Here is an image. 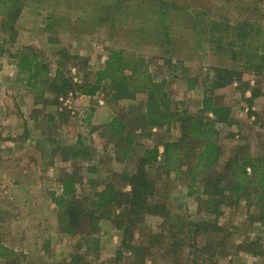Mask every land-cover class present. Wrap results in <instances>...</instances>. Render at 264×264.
Listing matches in <instances>:
<instances>
[{
  "label": "rangeland",
  "instance_id": "1",
  "mask_svg": "<svg viewBox=\"0 0 264 264\" xmlns=\"http://www.w3.org/2000/svg\"><path fill=\"white\" fill-rule=\"evenodd\" d=\"M19 4L14 33L3 29V20L9 17L0 14V56L4 55L6 64H18L20 56H31L37 51L44 66L39 76L44 80L40 85L44 91L37 95L24 88L29 75L26 70L12 66L11 75L3 77L13 107H8L11 112L2 111L7 118L5 123L0 121V180L26 178L36 180V184H12L4 189L0 184V247L14 250L23 264H66L77 254L75 248L82 246L79 253H85L87 228L82 224L79 232H62L59 211L50 193L60 194V181L73 171L80 178L76 193L81 197L93 196L106 183L127 191L126 178L135 169L137 154L146 147L159 146L165 127L160 131L138 130L136 108L143 106L146 96L137 93L130 103L121 101L117 112L125 127L111 137L110 121L97 123L93 121L91 105L85 108L74 103L78 92H72L73 114L58 100L52 85L60 84L59 80L54 81L56 69L79 83L93 77L112 49L121 48L127 55L143 57L155 80L171 81V90L179 92V97L169 93L172 108L181 112L189 108L193 98V91L187 92V84L197 85L205 76L213 75L209 71L212 66L241 68L252 62L264 72V0H20ZM49 38L54 41L49 42ZM175 72L179 81L173 78ZM261 72L259 83L264 82ZM14 78L17 84L13 86L9 83ZM19 94L28 104L24 109L18 107L17 112ZM100 94L109 102L105 104V118L116 116L117 106L110 103L109 92L102 90ZM16 115L18 118L11 120ZM230 132L223 130V154L239 147L253 154L251 141L239 145L233 138V145ZM126 134L133 139L129 149ZM241 139L248 140V136L242 135ZM73 147L82 155L76 156ZM122 156L130 160L117 159ZM155 170L158 200L186 220L205 219L198 215L195 199L186 197L180 184L174 187L178 194L172 202L166 196L168 173L152 167L147 168L148 175ZM19 193L22 198H31L21 202ZM241 202L245 210L240 207L239 211V206L228 208L217 219L223 234L212 223L208 238L199 236L194 242L187 236L184 243L193 247L175 255L166 251L169 240L160 237L162 219L146 216L132 229L133 244L144 247L148 254L143 264H264V225L252 221L248 211L257 214L256 209L249 202ZM99 223L96 235L99 239L103 235L111 237V246L103 248L100 243L96 256L89 259L96 264H134L131 253L113 242V223ZM212 240L220 241L212 245L220 248L215 255L210 254L211 246L202 248ZM194 252L203 257L196 258ZM0 264H4L2 258Z\"/></svg>",
  "mask_w": 264,
  "mask_h": 264
},
{
  "label": "trees",
  "instance_id": "2",
  "mask_svg": "<svg viewBox=\"0 0 264 264\" xmlns=\"http://www.w3.org/2000/svg\"><path fill=\"white\" fill-rule=\"evenodd\" d=\"M20 0H0V14L9 20H3V29L14 33L13 21L20 11ZM163 15V14H162ZM53 42V39H48ZM18 68L26 70L27 86H30L38 95L44 89L40 87L44 80L39 76L44 68L38 54L20 56ZM258 69H260L258 67ZM257 70V67H256ZM32 74H31V73ZM53 83L54 92L58 95H66L69 92L93 96L97 92L107 90L111 95L122 99H136L137 93L146 96L145 99V124L151 128H170L174 122L180 125L181 135L177 140L163 142V164L158 169L165 172L178 171L182 177L189 175L193 182L201 177L204 182L205 192L212 196H222L225 202L244 200L249 202L256 211H248L252 221L264 224V155L253 156L245 148H237L227 157L222 169H213L218 161L220 147L218 144L219 131L215 126L216 121H225L229 110L225 107L212 106L211 99L205 98L201 113H189L176 111L171 104V96L165 90L164 82L155 80L148 69V62L143 57L127 55L123 49H112L104 60L103 65L94 71L93 77H86L81 82H75L72 78H65L63 71L56 69ZM58 75V77H57ZM217 76L225 81L240 79L237 72L220 68ZM205 112L211 113L215 119L209 118ZM112 129L111 137L119 135L123 123L118 118H113L109 124ZM127 149L131 148L132 135L126 134ZM76 156L82 153L74 148ZM130 152V150H129ZM159 146H149L144 149L141 157L135 163V169L127 179V191L118 190L112 183H106L93 193V196H79L76 193L78 178L75 171L66 175L60 181L61 192H51V200L59 211V224L61 231L66 234L79 232L82 224L87 228L84 239L85 253H77L66 264H96L89 256L98 253L100 239L96 235L100 220H108L118 231L122 233L121 247H125L132 255L133 263L143 264L145 248L133 244L132 229L144 221L146 216H156L162 219L160 237L169 240L166 251L169 255H175L181 249L193 247L185 244L187 236H191L195 242L199 236L208 238L210 224L214 225L217 232L223 234V229L217 222V217H208L194 221L186 220L180 215L173 214L167 205L156 198V184L148 178L146 166L150 162L159 160ZM89 159V158H86ZM220 199L202 202V207L212 213H217ZM221 201V200H220ZM222 202V201H221ZM214 219V220H211ZM200 222V223H199ZM223 239L221 238V243ZM213 240L203 245H209L210 254L215 255L212 246ZM0 258L4 264H23L16 252L12 249L0 247ZM144 252V253H143ZM196 258L202 254L194 252ZM25 264V263H24Z\"/></svg>",
  "mask_w": 264,
  "mask_h": 264
},
{
  "label": "crops",
  "instance_id": "3",
  "mask_svg": "<svg viewBox=\"0 0 264 264\" xmlns=\"http://www.w3.org/2000/svg\"><path fill=\"white\" fill-rule=\"evenodd\" d=\"M35 53H37V51H35ZM2 64H0V77L2 79H0V121L1 123H5V119L7 118V113H2V111H6L8 110V112H11V110H9V106L13 107L12 101L10 99V96L7 94L9 91V87L6 84V79H3V77L5 78V75H11L10 71L12 70V66H14L15 68H18L17 66V62H13V63H9L6 64V62L4 61V55L0 56ZM238 67H240V65H236ZM150 68V67H149ZM220 68H224V69H230V70H235L237 72V74L240 76L241 81H238L239 79H233V81H225L222 78H220L219 76H217V70ZM214 72L213 75H209V76H205V78H203V80L197 84L194 85L193 83H189L187 84V92L188 90H192L193 91V98L191 100V105H189L188 109H185L184 111L189 112V113H201L202 109H203V101L205 100V98H210L211 99V104L212 106H217V107H225L229 110L228 113V117L225 121H216L215 122V126L219 131V135H218V144L220 147V154H219V158L217 161L216 166L213 168L217 171L221 170L223 165L226 162V159L228 156H230L234 149H231L229 152H227L226 154H223L222 152V143H225V136H223V130L224 129H229L230 132L229 135L231 136L230 138H232V144L235 145L233 142V138L238 141L237 144L242 145L247 143V141H251L252 144H254V146H252L253 148V154H251L249 151V153L253 156H263L264 155V82L259 83L258 81V76L260 74V70H256V66L252 63V62H248L246 65H242L241 68H234V67H223V66H212L211 69H209V71ZM262 74L264 73L263 71L261 72ZM175 75L177 76V72H175L173 74V78L177 81H179L180 77H175ZM242 75L244 77H242ZM16 80L17 79H13L11 81V83H9L10 85H16ZM165 90L170 93L173 92L177 95V97H179V92L178 91H174L173 89L171 90L170 83L171 81L165 82ZM190 89H189V88ZM260 87V88H259ZM24 88L28 89L30 91H32L33 89L30 86H27L26 84H24ZM37 98V97H36ZM109 99H110V103L114 106H117L116 108V112L115 115L116 116H110L108 118H105L106 116L103 113H106L105 111V104H108L109 102L106 99H103V95L100 94V91L97 92L95 95L93 96H87V95H83V94H77L73 101L75 104H77L78 106L83 105V107L86 108V105H91V109H93V121H96L97 123H105V122H111V120L113 118H118L124 125L125 127V123L119 118V114L117 112V110L119 111V108L121 109L122 106V102L121 101H133L135 99H122V98H118L116 96H113L109 93ZM33 103H35L34 99H33ZM130 103V102H129ZM28 104V100L25 101V99L21 98V95H18V104L16 105L17 108V112H19L18 107H20L21 109H24V106ZM133 107L136 108V106L133 104ZM136 116H135V121L136 126L138 127V130L141 129H149L151 131H155V130H162L163 127H149L145 124L144 121V117H145V102L143 103V106L140 107V109L136 108ZM182 112V111H181ZM205 114L207 116H209V118L211 119H215V117L209 113V112H205ZM19 115H16V117H12L11 120L13 119H17ZM109 122V124H110ZM9 123V122H8ZM173 124H178V126L176 125L175 127H173ZM170 128H165V137L163 139V141H161L159 145V150H160V154H159V160L157 162H150L147 164L146 169L150 168L152 169V167H157L160 164H163V154H162V143L166 142V141H174L177 140L180 135H181V131H180V125L178 122H174ZM140 125V126H139ZM171 129V130H170ZM174 131H173V130ZM170 130V131H169ZM234 134V136H232ZM242 135H246L248 136V140L246 139H241ZM236 137H239V139H237ZM238 147V146H237ZM15 151V149H14ZM144 150H142L141 152H139V154H137V158L141 157L143 154ZM126 155V154H125ZM120 161L125 160V159H129L128 156H122L120 158H117ZM115 157V161L117 160ZM130 160V159H129ZM117 162V161H116ZM26 165V164H24ZM15 167L19 168V166H17V164L14 165ZM27 166V165H26ZM168 176H169V180H168V192H167V197L173 202L177 200V192L174 190V187L177 184H180L181 187L184 188V194L186 195V197H193L197 203V207H198V215H201L204 218H208V217H217L219 219V217H222L224 214L225 209L228 208H232L233 210L238 207L239 211H240V207L241 210H245L246 207L245 205H242L241 201L244 200H239L237 202H234L233 200L236 199L235 197L231 196V201L227 202V201H223L222 200V196H210L205 192V185L204 182L201 181V177L197 178L195 181H191L189 179V175L182 177L181 173H179L178 171H170L167 172ZM148 175V174H147ZM148 178L152 181H156L158 179V174L155 170V172L153 174L148 175ZM0 184L3 185V189L4 187L10 186L12 184H16L19 185L20 187L22 185L25 184H29V187L33 184H36V180H27L26 178H14L12 182H9V179H4V181L0 180ZM127 188L129 189V187L127 186ZM9 192V190H7ZM19 195V201L24 202L27 199H30L31 197L29 196H25V197H21L20 193ZM15 197H17L16 195H14ZM213 197L220 199L219 201V205L217 206L218 208V212L217 213H212V212H208L206 211L203 207H202V202L206 201V200H210L213 199ZM245 202V201H244ZM175 215H181V214H176L173 213ZM102 223V221L100 222ZM99 223V224H100ZM258 224H262L259 222H256ZM113 225V224H112ZM264 225V224H263ZM113 228L112 230V234L114 233L115 235H113L112 240L114 243H117V245H119L121 243V232L118 231L115 226H112ZM114 231V232H113ZM107 235H103L100 240H101V246L104 248L105 246L109 247L111 246V237H106ZM82 249V246H79V248H75V253H79Z\"/></svg>",
  "mask_w": 264,
  "mask_h": 264
},
{
  "label": "built area",
  "instance_id": "4",
  "mask_svg": "<svg viewBox=\"0 0 264 264\" xmlns=\"http://www.w3.org/2000/svg\"><path fill=\"white\" fill-rule=\"evenodd\" d=\"M71 98H72V92L67 93L66 95H61L58 97V100H60L65 107L68 109H72L73 107L70 105L71 104ZM61 109V108H60ZM71 113H74V110H71Z\"/></svg>",
  "mask_w": 264,
  "mask_h": 264
}]
</instances>
